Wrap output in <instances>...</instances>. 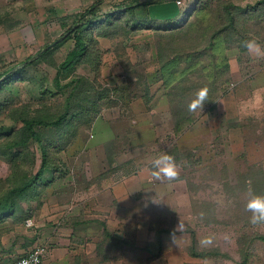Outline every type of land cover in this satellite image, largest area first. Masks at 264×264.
<instances>
[{"label": "rangeland", "instance_id": "374dc122", "mask_svg": "<svg viewBox=\"0 0 264 264\" xmlns=\"http://www.w3.org/2000/svg\"><path fill=\"white\" fill-rule=\"evenodd\" d=\"M149 1L0 0V76L36 57L0 88V198L34 180L31 198L14 212L37 218L41 235L54 228L105 233L110 225L96 209L111 203L107 186L115 183L117 260L133 264L125 254L141 257L137 250L154 237V252L167 244L168 264L185 253L198 254L199 264H264V242L256 238L264 237V223H251L246 210L250 193L264 195V164L240 159V139L225 129L240 131L242 124L227 120L229 103L217 106L233 88L225 62L243 53L247 40L264 46V8L241 15L238 34L231 30L206 49L228 3L246 9L261 0L143 4ZM94 5L91 18L85 13ZM112 13L119 15L106 25ZM89 21L95 25L86 30V51L58 75L75 40L50 45ZM202 88L204 104L190 111ZM65 114V124L32 125L40 144L21 122L53 123ZM15 133L23 142L10 148L6 139ZM254 139H245L248 147ZM163 153L175 158V180L152 175V161ZM139 178L153 191L140 203L121 188ZM38 245L48 264L46 243Z\"/></svg>", "mask_w": 264, "mask_h": 264}, {"label": "crops", "instance_id": "0c3cea01", "mask_svg": "<svg viewBox=\"0 0 264 264\" xmlns=\"http://www.w3.org/2000/svg\"><path fill=\"white\" fill-rule=\"evenodd\" d=\"M227 63L226 80L228 82L226 84L229 85V88H233L221 99L222 102L217 103V106L229 103V108L223 113L229 116L227 120L236 119L237 122H240L242 128L240 131L238 128L230 130L226 128L225 133L240 139L238 146V150L241 151L240 159L246 155V162L264 164V56H256L246 49L239 56L237 54L230 56ZM252 126H254V130L251 129ZM253 137H255L254 142L251 143V147H248L249 142H246L245 139ZM135 181L128 180L127 184H121V188L128 189L129 197L140 203L141 197H148L153 191L149 188L147 179L139 178ZM160 186L162 185L160 184ZM107 189L109 192H113L110 197L111 203L109 205L98 204L96 209L105 215L107 225H110L105 229V233L103 229L100 232L96 229L54 228L47 229L45 237L40 233L41 225L36 220L37 218L23 216L16 211L12 213L0 212V264H13L40 243L47 245L48 264H126L122 260H117L121 257L115 255V227L113 224L115 222V183L107 186ZM27 221H31L33 226H28ZM134 230L132 229L134 233L139 234V230L137 232ZM142 234L146 235L147 233L142 232ZM105 236L108 238L107 241ZM121 238L124 240L123 237ZM152 238L154 239V237ZM153 239L145 241L142 245L143 250H137L141 257L134 258L136 255L130 251L125 255L133 261V264H168L166 258L172 255L167 252V244L164 243L162 247L159 245L157 251L154 252ZM138 240H140V235ZM147 245H150L151 249L145 250ZM185 255L181 262L177 260L174 263H200L198 254H193L191 257L187 253ZM229 262L231 261L229 260Z\"/></svg>", "mask_w": 264, "mask_h": 264}, {"label": "trees", "instance_id": "16d2710c", "mask_svg": "<svg viewBox=\"0 0 264 264\" xmlns=\"http://www.w3.org/2000/svg\"><path fill=\"white\" fill-rule=\"evenodd\" d=\"M164 1L165 0H153V1L143 3V4L152 5V4H158ZM171 1H174V0H171ZM142 5H139V6H142ZM95 7L96 6L94 5L91 8H89L85 14L90 15L91 18H93L94 17L93 12H95L96 10ZM262 7L264 8V0H261L260 2H258L256 6H253V7L247 6L246 9H240L237 7L235 8L233 5L228 3L223 9L224 12L219 14V18H220L219 26L220 27L214 33L211 34L212 36L210 37L209 46L206 49H212V47L215 45L214 42H216V39H218L222 35L227 34L231 30L234 31L236 34H238L240 30L239 22H238L239 17H241V15L247 14L249 10L256 12ZM129 9L128 11L133 10L132 7H130ZM118 15L119 14H115V13L105 14V19H104L105 24L110 25L112 20L116 18ZM97 24L98 23H96V25ZM76 25L77 26H74L62 37V39H68L70 38V36H72L75 40V44H74V48L66 56L65 60L58 66V71H57L58 75L69 73L75 67V65L80 61L82 55L86 51V48H85V45L87 43L86 42V38H87L86 30H88V28H90L91 26H94L95 24L89 21L85 23H78ZM230 35L231 34H227L226 36L229 37ZM243 51H246V48ZM41 55L42 54H40V56ZM38 57H39V54H38ZM35 59L36 57L26 59L25 61H23L17 66L19 67L18 69L12 68L9 71H6L3 75H1L0 76V88L2 87L3 84L11 80L17 79L16 77H18V75L21 73L23 69L34 64ZM224 67H225V70H224V73H225L228 70L227 61L225 62ZM67 116L68 115L65 114L61 116L59 119H57L56 121H54L53 123L51 122L45 123L44 121H38L36 119L31 120V119H28V117L22 118L21 122L23 123V126H25L27 132L29 133V136L35 137L36 141L40 144V139L36 136L35 132L33 131L32 125L38 124V125L59 126L61 124H65ZM18 135L19 133H15L14 136H11L12 138L8 137L6 139L7 140L6 142H9L10 148L22 145L23 141L22 142L20 141L21 139L18 137ZM41 154H42V168H44L47 166V153L44 147H42ZM38 174L36 175L37 178L39 176ZM34 183H35L34 180H30L24 183L22 186H14V187L10 186L7 194H5L4 196H2V198H0L1 199L0 200V212L5 211L7 213H12L14 212V207L18 203L19 200H26L27 198H31L29 191L31 187H33ZM256 238L264 242V237L258 236Z\"/></svg>", "mask_w": 264, "mask_h": 264}, {"label": "clouds", "instance_id": "9594fccd", "mask_svg": "<svg viewBox=\"0 0 264 264\" xmlns=\"http://www.w3.org/2000/svg\"><path fill=\"white\" fill-rule=\"evenodd\" d=\"M249 53L256 56H264V46H262L257 39H250L244 42L243 45ZM207 96V89H199L195 93V98L188 105L189 110H195L198 106L204 104ZM153 177L160 179L162 176L169 180H175L178 177L177 165L175 158L168 154L163 153L156 157L152 161L151 165ZM246 210L251 212L250 221L253 224L264 223V195H259L255 193L249 194V199L246 203ZM178 227H183L181 223Z\"/></svg>", "mask_w": 264, "mask_h": 264}, {"label": "built area", "instance_id": "2783aa9c", "mask_svg": "<svg viewBox=\"0 0 264 264\" xmlns=\"http://www.w3.org/2000/svg\"><path fill=\"white\" fill-rule=\"evenodd\" d=\"M177 4H180L177 2ZM27 225L31 226V221H27ZM44 247L36 245L26 252L22 257L18 258L13 264H43Z\"/></svg>", "mask_w": 264, "mask_h": 264}, {"label": "water", "instance_id": "95a60500", "mask_svg": "<svg viewBox=\"0 0 264 264\" xmlns=\"http://www.w3.org/2000/svg\"><path fill=\"white\" fill-rule=\"evenodd\" d=\"M61 40H62V38L59 39L58 41H56L55 43H53L52 45H50V47L54 46L55 44H57V43L60 42ZM44 50H46V49H44Z\"/></svg>", "mask_w": 264, "mask_h": 264}]
</instances>
